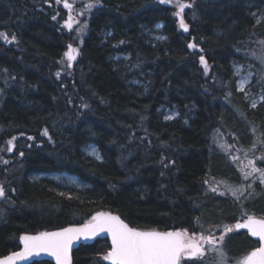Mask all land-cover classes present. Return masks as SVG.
Segmentation results:
<instances>
[{"label":"trees","instance_id":"1","mask_svg":"<svg viewBox=\"0 0 264 264\" xmlns=\"http://www.w3.org/2000/svg\"><path fill=\"white\" fill-rule=\"evenodd\" d=\"M181 3L190 5L181 14L187 31L175 0H80V27L57 0H0L8 38H0V256L18 249L25 233L78 225L99 210L137 229L187 230L217 242L223 235L228 264L258 245L234 224L264 218V183L253 171L264 170V100L249 105L233 66L253 70L246 91L264 90V0ZM158 22L165 39L152 44L144 30ZM69 44L79 50L70 67ZM161 107L178 118L164 119ZM87 144L100 160L83 152ZM53 172L87 186L65 191L36 177ZM211 181L237 190L239 200L228 188L212 191ZM108 249L103 237L84 242L71 264H108Z\"/></svg>","mask_w":264,"mask_h":264},{"label":"snow or ice","instance_id":"2","mask_svg":"<svg viewBox=\"0 0 264 264\" xmlns=\"http://www.w3.org/2000/svg\"><path fill=\"white\" fill-rule=\"evenodd\" d=\"M60 0H57L59 3ZM172 0H161V3H170ZM178 10L175 12L177 17H180V27L184 31L188 30L185 24L182 13L185 7H190L181 3V0H175ZM64 7L70 8L68 0H64ZM88 7H92L91 4ZM55 19V17H53ZM71 20V16H69ZM67 23V22H66ZM71 29V24H68ZM0 38L8 40L4 33H0ZM14 40L15 37L13 36ZM10 42V41H9ZM189 48H195V44H189ZM79 55V50L74 48L71 44L68 45V50L64 53L67 58L68 66ZM200 61L205 65L207 71V64L204 57H200ZM59 75V73H57ZM243 84H241V88ZM264 100V97H261ZM252 107H256L253 103ZM165 119H172L171 116H166ZM44 135H47L45 130ZM15 137L7 141V151H12V144ZM23 155V153H21ZM251 163V161H250ZM253 171H261V183H264V170L253 168ZM251 173L246 174L250 175ZM216 191V189H212ZM232 195L239 200L237 190L229 188ZM5 197V190L0 186V198ZM202 227V226H201ZM236 229L246 228L253 237H259L260 246L246 255L242 261H237V264H264V219L257 220L252 216H248L244 223H237ZM226 232H231L232 228H226ZM108 233L111 236V249L103 257L111 264H180L183 257L203 258L205 250L199 241H204L210 245L209 251L218 253L215 264H227V257L223 251L214 247L215 238L212 235H200L197 239L195 233L192 236L188 235L187 230L181 231H140L136 228L129 227L119 216L111 215L110 213L98 212L92 216L91 220L80 225L79 227H69L61 229L56 232H44L37 236H22L24 249L19 253H12L3 259H0V264H14V261L19 258H25L33 254H40L41 252L48 253L55 257L57 264H71L70 249L73 243L81 237L88 239L100 233ZM219 240L222 242L224 236L221 235Z\"/></svg>","mask_w":264,"mask_h":264},{"label":"rangeland","instance_id":"3","mask_svg":"<svg viewBox=\"0 0 264 264\" xmlns=\"http://www.w3.org/2000/svg\"><path fill=\"white\" fill-rule=\"evenodd\" d=\"M80 0H68V3L70 4V10L75 14L74 11H76L74 4ZM60 5L63 4L64 5V0H60ZM79 9V8H78ZM81 10L80 15L79 14H75V18L73 19V24H75L77 27H80V17L83 14L85 8L83 9H79ZM161 28H162V23L158 22L156 24H154L151 29H146L144 30L145 35L147 36V38H149L150 42L152 44H156L157 42L163 41L165 39L164 35L161 33ZM108 33V32H107ZM109 34V33H108ZM115 60H127L128 56L127 55H117L114 58ZM233 70H234V74L236 76V87L237 90L239 91H243L244 92V97L246 99V101L249 102V105L252 106L253 103L257 104L259 101H261V97H264V90L261 88H258L256 90L254 89H250L248 91H246V86L251 82L253 76H254V72L253 70L246 68L245 66L241 65V64H235L233 66ZM139 81L134 80L133 84H137L138 85ZM241 84H243V87L241 88ZM162 114H163V118L165 119L166 116H171L172 119L178 118V112L175 108L172 107H161L160 108ZM167 120H171V119H167ZM218 145H219V141H218ZM220 146L223 147V143H220ZM226 149V147H225ZM83 152L94 159L100 160V153L98 152L97 148L92 145V144H87L85 147H83ZM240 163L244 164L245 166H250V161L245 158V157H240L239 158ZM252 173V171H251ZM36 177L39 178H49L51 179L53 182H55L57 185H59L62 189H64L65 191L68 190H80L85 188L87 185L83 182H81L76 176L74 175H70V174H66V173H62V172H53V173H44V174H38L36 175ZM210 188L211 189H216V192L221 193L224 192L227 188H225V186L223 185V183L219 182V181H211L210 182ZM229 190V188L227 189ZM215 237V236H213ZM220 237V236H219ZM219 239L217 244H214V246H218L216 249H220V244H219ZM210 245L208 244L207 247H205V255L207 256L208 254L211 255H218V253L214 252V251H209ZM204 255V256H205ZM199 256V255H198ZM244 257H242L241 259H238L239 261H242ZM234 261L231 264H237V261ZM228 264V263H227Z\"/></svg>","mask_w":264,"mask_h":264},{"label":"water","instance_id":"4","mask_svg":"<svg viewBox=\"0 0 264 264\" xmlns=\"http://www.w3.org/2000/svg\"><path fill=\"white\" fill-rule=\"evenodd\" d=\"M98 212L110 213L111 215L119 216V215H117V214L111 213V212H109V211H104V210H99V211L95 212L92 216L96 215V213H98ZM119 217H120V216H119ZM252 217H254V218L257 219V220L264 219V218H259V217H257V216H252ZM247 218H248V217H246V218H245L244 220H242V221H238V222H236V223L234 224V229H235L236 231H244V232H246V233L249 235L250 238H252L253 240L258 241V245H257V247H259V246H260V243H259V237H253V236L251 235V233L249 232V230L246 229V228H240V229H236V228H235V225H236L237 223H244V222L247 220ZM120 219H122V218L120 217ZM122 220H123V219H122ZM123 221H124V220H123ZM87 222H88V221H87ZM124 222H125V221H124ZM85 223H86V222H85ZM125 223H126V222H125ZM82 224H84V223H82ZM82 224H79V225H69V226H66V227H61V228H57V229H50V230H45V231H40V232H34V233H25V234L21 235L20 237H22V236H37V235H39L40 233H44V232H49V233H50V232L60 231L61 229H64V228H69V227H79V226L82 225ZM126 224H127V223H126ZM129 227H131V226L129 225ZM132 228H133V227H132ZM136 229H137V228H136ZM138 230H140V231H153V230H155V229H152V230H142V229H138ZM155 231H158V232H166V231H173V230L169 229V230H155ZM20 237H19V239H18L19 248L16 249V250H14V251H10V252H8V253H6V254H4V255H1V256H0V259H3V258H5V257H7V256H10L12 253H19V252H22V251H23V249H24V244H23V241L20 239ZM98 237H104V238H106L107 243H108V245H109V250H108V251H110V249H111V236H110V234H108V233H106V232H105V233H100V234H98V235H96V236H94V237H90V238H88V239H85V238L81 237L80 239L76 240V241L73 243L72 248L70 249V253H69V255H70V260H71V257H72V253H73V251H74L75 249H77L78 246H79L80 244H82V243H84V242H88V241L94 240V239H96V238H98ZM205 243H206V242L203 241V243H202L201 245L203 246ZM257 247H256V248H257ZM256 248H254L253 250H255ZM253 250H252V251H253ZM185 257H189V256H185ZM41 260H47V261H50V262H52V263H54V264H57V261H56L55 257L49 255L48 253H44V252H41V253L38 254V255L33 254V255L27 256V257H25V258H19V257H18V258L14 261V264H29V263H31V262H33V261H41ZM105 261H106L108 264H111L110 261H108V260H105Z\"/></svg>","mask_w":264,"mask_h":264}]
</instances>
